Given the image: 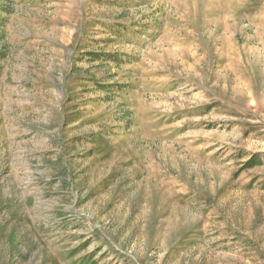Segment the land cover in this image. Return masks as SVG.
<instances>
[{
	"label": "rangeland",
	"instance_id": "obj_1",
	"mask_svg": "<svg viewBox=\"0 0 264 264\" xmlns=\"http://www.w3.org/2000/svg\"><path fill=\"white\" fill-rule=\"evenodd\" d=\"M0 264H264V0H0Z\"/></svg>",
	"mask_w": 264,
	"mask_h": 264
}]
</instances>
